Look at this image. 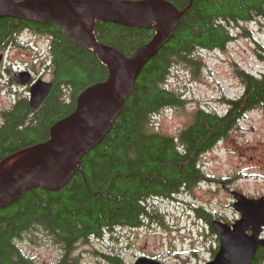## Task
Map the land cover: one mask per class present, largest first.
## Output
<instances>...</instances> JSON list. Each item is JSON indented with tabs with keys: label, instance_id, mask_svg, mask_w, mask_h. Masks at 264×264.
<instances>
[{
	"label": "trees",
	"instance_id": "obj_1",
	"mask_svg": "<svg viewBox=\"0 0 264 264\" xmlns=\"http://www.w3.org/2000/svg\"><path fill=\"white\" fill-rule=\"evenodd\" d=\"M170 1L179 9L192 4L172 38L144 66L104 140L83 156L61 189L36 187L0 209V264H40L21 247L23 234L34 225L65 245V257L58 264L70 263L68 254L81 240L118 226L141 225L152 198L173 197L200 184L206 178L201 157L247 112L264 106V71L238 69L244 91L227 98L223 112L197 109L178 136L154 128V114L183 103L168 84L173 66L195 63L198 50L224 48L233 38L232 23L264 17V0ZM26 28L49 36L53 87L39 108L32 107L28 95H19L2 110L0 162L48 140L52 126L75 110L79 95L109 75L94 50L52 22L1 17L0 53ZM95 33L101 43L130 57L155 30L99 20ZM258 258L263 261L264 248Z\"/></svg>",
	"mask_w": 264,
	"mask_h": 264
},
{
	"label": "rangeland",
	"instance_id": "obj_2",
	"mask_svg": "<svg viewBox=\"0 0 264 264\" xmlns=\"http://www.w3.org/2000/svg\"><path fill=\"white\" fill-rule=\"evenodd\" d=\"M229 27L233 38L224 48L198 50L195 63L173 66L168 84L180 93L183 103L154 114L157 131L178 136L201 107L223 112L226 99L244 91L238 69L255 74L264 71V17ZM28 42L35 49L22 46ZM3 54L0 123L2 110L30 91L29 84L8 83L13 71L29 66L34 77L51 79V65L46 61L50 57L49 36L21 32ZM200 165L206 176L200 184L173 197L152 198L149 214L141 218L138 227L118 226L79 241L68 254L69 264H130L143 256L165 264H204L211 258L219 234L205 227L200 213L213 212L233 220L237 210L231 190L250 198L264 195V106L247 112L236 128L201 157ZM21 241L23 252L40 264H58L65 257V245L40 225L24 233Z\"/></svg>",
	"mask_w": 264,
	"mask_h": 264
},
{
	"label": "water",
	"instance_id": "obj_3",
	"mask_svg": "<svg viewBox=\"0 0 264 264\" xmlns=\"http://www.w3.org/2000/svg\"><path fill=\"white\" fill-rule=\"evenodd\" d=\"M191 4L179 9L170 0H0V18L56 23L79 44L94 50L109 71L106 80L79 95L75 110L52 126L48 140L28 148L32 150L30 154L0 178V209L33 188L56 191L70 180L83 156L110 132L144 66L172 38ZM99 20L151 28L155 34L126 57L116 47L98 40L95 27ZM3 59L4 54H0V65ZM13 79L20 85L30 84L29 100L34 108L41 106L53 87L51 81L43 78L34 80L29 70L15 73ZM126 85L129 90L122 95L121 89ZM232 193L236 198L234 208L242 217L233 228L214 221L222 243L216 257L206 264H252L258 247L264 245L260 236L264 227V195L250 198L237 191ZM247 229L252 230L251 235ZM130 264L165 263L143 256Z\"/></svg>",
	"mask_w": 264,
	"mask_h": 264
},
{
	"label": "flooded vegetation",
	"instance_id": "obj_4",
	"mask_svg": "<svg viewBox=\"0 0 264 264\" xmlns=\"http://www.w3.org/2000/svg\"><path fill=\"white\" fill-rule=\"evenodd\" d=\"M23 32H35L34 30H32V29H30V28H26V29H24L23 31H22V33ZM36 33V32H35ZM23 47H25V48H27V49H35V46L34 45H32L30 42H28V43H25V44H23L22 45ZM49 59H50V57H49ZM46 61H48V59L46 60ZM4 65H5V62H4V59H3V61H2V64L0 65V69H2L3 67H4ZM47 65H45V67H46ZM45 67L43 68V71L42 72H44L45 71ZM20 69L18 70V71H13V73H12V75H10L9 76V81H8V83L9 84H11L12 86H14V83H15V81H14V79H13V75L15 74V73H17V72H19V71H24V70H29V71H32L31 70V68L28 66V67H19ZM50 68V67H49ZM51 71V70H50ZM0 73H1V71H0ZM33 78L34 79H36V77H34L33 76ZM48 81H51L52 82V76H51V79H49ZM25 86H27V85H25ZM29 90H30V84H29ZM28 97H30V94L28 95ZM16 101V100H15ZM197 186V185H196ZM233 191H236V190H231V194L233 195ZM240 193V192H239ZM263 196V195H262ZM261 197V196H260ZM252 198V197H251ZM257 198H259V197H257ZM233 199H234V201H233V205H234V203L236 202V198L234 197V195H233ZM237 212V216L233 219V220H227V219H225V218H222V217H220V216H215V214H213V212H205V213H200V215H201V217H202V219L203 220H205V227H207L211 232H213V233H215V234H219V232H217V230H216V227L214 226V221H222V222H224V223H227L228 225H231L232 226V228H233V224L237 221V220H239L240 218H241V213L239 212V211H236ZM138 227V226H137ZM247 234L248 235H251L252 234V230L251 229H247ZM261 238H263L264 239V227H263V231L261 232ZM221 243H222V238H221V236H220V234L218 235V237H217V242H215L214 241V249H213V251H212V254H211V258H209V259H207L206 261H205V263H208V262H210V261H212L215 257H216V255H217V253H218V251H219V249H220V247H221ZM262 248H264V245H261L260 247H258V249H257V253H256V256L254 257V258H252V260H251V262H252V264H264V259H263V261L261 262L260 261V259L258 258V254H259V251H260V249H262ZM204 263V264H205Z\"/></svg>",
	"mask_w": 264,
	"mask_h": 264
},
{
	"label": "bare ground",
	"instance_id": "obj_5",
	"mask_svg": "<svg viewBox=\"0 0 264 264\" xmlns=\"http://www.w3.org/2000/svg\"><path fill=\"white\" fill-rule=\"evenodd\" d=\"M69 1H89V0H69ZM128 90H129L128 85L123 86L121 89V94L125 95L126 92H128ZM31 151H32L31 149L21 151L2 161L0 163V178L7 172L14 169L27 155L30 154Z\"/></svg>",
	"mask_w": 264,
	"mask_h": 264
}]
</instances>
